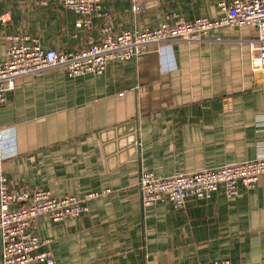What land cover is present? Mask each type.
Masks as SVG:
<instances>
[{"label":"crops","instance_id":"0c3cea01","mask_svg":"<svg viewBox=\"0 0 264 264\" xmlns=\"http://www.w3.org/2000/svg\"><path fill=\"white\" fill-rule=\"evenodd\" d=\"M222 0H105L88 28L62 5L0 0V62L5 37L28 35L75 53L114 33L160 27L168 15L216 20ZM253 27L212 31L201 42L152 45L112 61L102 75L71 78L61 68L17 80L0 106V173L13 186L84 198L89 212L54 223L35 220L56 264H264V175L227 198L141 206L139 181L187 175L255 160L264 151V73L252 59ZM0 264L1 236H0Z\"/></svg>","mask_w":264,"mask_h":264},{"label":"built area","instance_id":"2783aa9c","mask_svg":"<svg viewBox=\"0 0 264 264\" xmlns=\"http://www.w3.org/2000/svg\"><path fill=\"white\" fill-rule=\"evenodd\" d=\"M105 0H35L37 6L58 3L79 15L76 27L88 28L93 17L103 15ZM132 13L143 10V0H130ZM220 18H198L185 21L173 14L154 30L123 31L114 33L107 25L101 29L98 43L75 53H64L43 47L39 40L28 35L5 37L7 42L5 60L0 62V106L13 91L18 79L26 76H42L55 69H63L71 78L104 74L112 62L130 60L141 55L152 45L173 42H201L212 31L226 27H253L258 30L252 68L264 73V0H222L219 3ZM11 15L0 17V24L9 21ZM264 175V151L253 161L237 163L220 168L187 175L160 178L151 172L141 175L139 189L142 208L169 201L176 210L185 206L186 200L210 199L220 186L225 187L227 198L239 194L238 185L253 189ZM110 191L91 193L84 198L66 195L54 197L42 189L13 186L0 173V236L2 264H56L50 249L40 251L48 244L42 241L35 224L41 216H48L54 223L81 217L89 212L87 202ZM202 264H232L218 259Z\"/></svg>","mask_w":264,"mask_h":264},{"label":"rangeland","instance_id":"374dc122","mask_svg":"<svg viewBox=\"0 0 264 264\" xmlns=\"http://www.w3.org/2000/svg\"><path fill=\"white\" fill-rule=\"evenodd\" d=\"M35 1V0H34ZM35 5H36V3H35ZM51 5H61V4H58V3H52ZM50 5V6H51ZM37 6V5H36ZM41 7H49V6H41ZM254 54H255V56H256V53L254 52Z\"/></svg>","mask_w":264,"mask_h":264}]
</instances>
